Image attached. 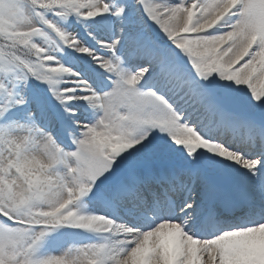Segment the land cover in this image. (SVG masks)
I'll return each mask as SVG.
<instances>
[{
	"label": "snow or ice",
	"instance_id": "6c2138e0",
	"mask_svg": "<svg viewBox=\"0 0 264 264\" xmlns=\"http://www.w3.org/2000/svg\"><path fill=\"white\" fill-rule=\"evenodd\" d=\"M0 264H264V0H0Z\"/></svg>",
	"mask_w": 264,
	"mask_h": 264
},
{
	"label": "bare ground",
	"instance_id": "6f19581e",
	"mask_svg": "<svg viewBox=\"0 0 264 264\" xmlns=\"http://www.w3.org/2000/svg\"><path fill=\"white\" fill-rule=\"evenodd\" d=\"M257 83L259 84V81Z\"/></svg>",
	"mask_w": 264,
	"mask_h": 264
}]
</instances>
